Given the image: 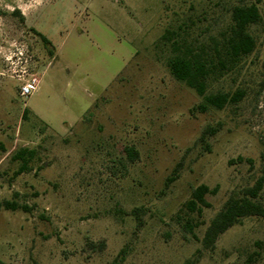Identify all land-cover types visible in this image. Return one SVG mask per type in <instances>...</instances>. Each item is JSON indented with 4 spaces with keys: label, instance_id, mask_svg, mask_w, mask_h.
<instances>
[{
    "label": "rangeland",
    "instance_id": "rangeland-1",
    "mask_svg": "<svg viewBox=\"0 0 264 264\" xmlns=\"http://www.w3.org/2000/svg\"><path fill=\"white\" fill-rule=\"evenodd\" d=\"M238 1L260 7L262 21L251 28L257 47L214 88L246 95L194 112L201 97L172 75L158 41L185 23L194 36L217 34ZM21 66L40 80L27 97ZM207 126L218 131L200 140ZM23 147L36 155L18 173L12 156ZM263 153L264 0H0V202L16 191L33 207H0V260L257 264L263 218H244L213 248L202 239L226 200L262 176ZM200 184L211 205L189 218L181 209ZM135 207L144 210L140 223ZM188 218L198 223L194 234Z\"/></svg>",
    "mask_w": 264,
    "mask_h": 264
},
{
    "label": "trees",
    "instance_id": "trees-1",
    "mask_svg": "<svg viewBox=\"0 0 264 264\" xmlns=\"http://www.w3.org/2000/svg\"><path fill=\"white\" fill-rule=\"evenodd\" d=\"M262 21L260 7L256 2L238 1L231 4L228 9V17L217 34L209 33L206 36H194L188 24H180L177 27H168L161 35L158 46L162 50H168L166 64L172 75L188 87L192 88L200 97L201 101L193 107L194 112H205L211 108L223 109L229 105H236L246 95L243 87L235 90L214 88L219 80L227 75L240 72L245 59L252 54L257 47V38L252 26ZM44 45L50 40L34 29ZM28 110L25 109L23 116L26 117ZM218 127L207 126L199 139L205 140L206 136L213 135ZM131 160H135L137 150L133 146L125 149ZM36 150L23 147L16 151L12 158L20 160L21 165L18 173L28 170L29 163L34 159ZM264 160V153H263ZM181 163H178L169 178L173 180L179 173ZM264 182L263 174L253 186L244 188L240 193L231 195L223 207L213 216L206 227L202 243L206 248H213L219 237L232 226L239 224L244 218L257 216L264 219V201L260 198V190ZM210 188L206 184L195 187L182 207V211L190 218L192 214L201 216L204 208L210 207L207 194ZM19 192L13 193L12 199L0 202V207L17 210L22 209L30 212L33 207L27 203L18 201ZM142 207H135L131 214L138 222H141ZM187 219L186 228L194 234V227L198 223H192ZM125 248L120 251L122 258ZM261 258V257H260ZM257 264H264V258ZM0 264H9L0 260ZM186 264H193L187 260Z\"/></svg>",
    "mask_w": 264,
    "mask_h": 264
},
{
    "label": "built area",
    "instance_id": "built-area-1",
    "mask_svg": "<svg viewBox=\"0 0 264 264\" xmlns=\"http://www.w3.org/2000/svg\"><path fill=\"white\" fill-rule=\"evenodd\" d=\"M22 68L17 72L18 78L23 82L20 87L21 96H30L37 89L39 85V77L36 72H32L27 66H21Z\"/></svg>",
    "mask_w": 264,
    "mask_h": 264
}]
</instances>
